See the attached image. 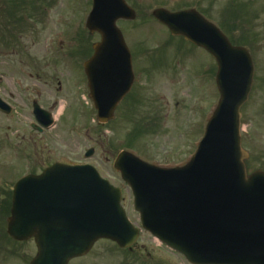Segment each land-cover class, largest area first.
<instances>
[{
    "label": "water",
    "instance_id": "1",
    "mask_svg": "<svg viewBox=\"0 0 264 264\" xmlns=\"http://www.w3.org/2000/svg\"><path fill=\"white\" fill-rule=\"evenodd\" d=\"M155 16L173 34L183 35L216 58L220 102L196 156L186 167L159 170L121 154L115 168L133 189L143 226L190 261L264 264V173L247 176L243 163L247 155L241 149L240 137V108L248 99L252 83L251 60L245 50L232 47L217 27L195 11L171 14L158 10ZM134 17L122 0H94L91 26L103 35V44L96 46L99 52L93 58L94 67L110 64V60V65L118 68L124 63L123 55L122 62L115 61L116 52L122 50L115 22ZM90 71V78L96 81V71ZM112 80L123 84L111 91L102 88L94 95L102 122L112 118L130 88V75L113 76ZM91 87L97 91L96 84ZM60 170V166L51 168L38 182L35 178L26 180L14 198L9 233L15 237L34 234L33 224L20 219L30 217V206L26 204L30 205L34 198L49 206L61 200L67 213L79 215L69 225L44 224L49 229L38 238L39 262L44 264L48 251L50 264H66L70 258L86 253L102 237L123 247L136 240L137 231L128 224L120 205V190L110 187L88 168ZM36 186L41 188L35 190ZM145 196L154 203L143 204ZM151 206L157 207L156 217L150 214Z\"/></svg>",
    "mask_w": 264,
    "mask_h": 264
},
{
    "label": "rangeland",
    "instance_id": "2",
    "mask_svg": "<svg viewBox=\"0 0 264 264\" xmlns=\"http://www.w3.org/2000/svg\"><path fill=\"white\" fill-rule=\"evenodd\" d=\"M127 1L137 11L138 17L133 22H118V27L122 31H127L128 39L131 40V44L137 53H144L145 48L151 52H148L149 56L155 53L153 57L145 58L141 62L142 65L149 69L159 68L161 71L155 72L152 81L135 73L136 76L138 75L136 84L143 95L139 98L142 101L135 104V110L127 113L128 104L137 95H134L129 101L127 100L119 109L120 115L117 114V120L113 125H99L93 103L87 96L85 97L88 87H86V81L83 80V77L80 78V75H84L82 66L85 60L81 59L83 57L77 58L81 71L74 68V64L70 65L74 73L82 80L80 85L83 88H80L79 94H74L72 92L76 90L68 91L67 88L61 93L58 88L59 82H62L63 86H67V80H70L69 77H72L73 73L68 77L67 69L56 64L58 60L59 62L66 61L65 56L59 59L58 51L60 52L61 48L60 50L55 48L57 47V36L60 35L65 40L63 52L66 54L69 50L70 52L75 50V53L77 49H81L87 55L90 51L92 52V45L100 42L98 34L91 35L88 31H86L87 40H81L80 32L83 24L80 22L83 13L91 11L92 0H53L45 8L31 11L32 18H34L31 41L38 46L36 54L39 59L48 51L47 48L43 47L53 44V46L50 45L54 52V55L50 58L54 63L55 76L53 87L55 95L53 99L60 100L59 108L70 107L63 116L60 114L58 107H50L49 110L53 111L56 120H59L62 116L58 122L59 128L48 134L50 147L54 145L55 148L58 142L66 141L64 154L57 156L58 158L67 155L71 160H85V162L94 165L103 178L109 180L114 186L121 188L124 199L123 205L131 221L142 231L139 216L132 207L133 196L131 190L114 170L113 158L119 151L127 149L136 152L139 156H146L155 164L163 166H179L186 163L195 153L197 145L203 137L204 125L208 117L203 118L204 115L209 112L212 105L216 106L219 99V93L215 85L217 66L214 59H211L202 49L173 38L167 28L157 23L153 18V10L164 7L171 12H177L185 8H194L199 13L208 16L218 26L221 25L237 43L243 41L241 36L243 28L241 29L242 24L239 22L242 17L243 30L255 33V31H259L261 26H264V0ZM231 2L234 11L228 9ZM240 3L241 8L238 6ZM31 5L32 3L28 4L27 8L21 11L33 10ZM46 8H48L47 11ZM40 12L42 14L47 12L46 20L43 23L41 22L43 18L38 19ZM256 13H259V17L254 21ZM250 24H252V28L247 29ZM26 25H28L26 28L23 25L22 32H31L29 22ZM245 44L248 45L247 40ZM84 47H87V49ZM251 48L256 58L260 59L261 68L259 69L258 65V73L256 72V78H260V81L257 82L258 87L256 84L250 96L251 98L242 112L243 145L250 153V158L247 161L249 173L257 169L264 170V81L262 80L264 79V64L262 62L264 42L259 43L256 47L251 45ZM137 53L134 57L135 67L140 59ZM60 64L64 65L63 63ZM259 87L261 88L259 89ZM69 92H71V96L68 95ZM51 100L52 97H49L48 103ZM80 104L84 106V113L80 109ZM72 111H80L83 114L78 117L76 114L77 118H74ZM152 111L161 116V125L155 128L147 123L144 132L136 131L138 127L133 128L129 118L134 117V126H138L143 124L144 121H152L149 116V112ZM75 123L80 126L77 127ZM70 124H72L71 127H69ZM84 127L85 129H83ZM132 131L134 132L129 135L128 139L130 141L131 136L135 133L137 141L134 144L127 139V135ZM80 141H83L81 145L79 144ZM92 147H95V155L91 159L84 158V152L86 153ZM22 154L31 155L26 151H23ZM107 157L109 161L106 160ZM9 189L7 188L5 191ZM107 245V243L101 242L97 250H103L104 253V251H107L106 249H109ZM1 247L0 245L1 263H11L13 259L9 256L10 251L1 249ZM118 252L115 251V254H118ZM110 253L114 254V251ZM102 254H98L100 257L99 264H103ZM88 259L91 260V264H95L93 254ZM119 260L123 264H187L171 254L169 250L161 246L159 241L145 231L141 232L139 243L134 250L120 252Z\"/></svg>",
    "mask_w": 264,
    "mask_h": 264
},
{
    "label": "flooded vegetation",
    "instance_id": "3",
    "mask_svg": "<svg viewBox=\"0 0 264 264\" xmlns=\"http://www.w3.org/2000/svg\"><path fill=\"white\" fill-rule=\"evenodd\" d=\"M24 13L22 15V11L13 9L12 0H0V195L11 191L9 178L21 177L27 171L26 174L40 173L56 161L69 164L62 159L53 160L47 146L39 148L38 135H43V132L35 129L34 132L29 131V137H26L34 122L31 116L33 109L37 105L45 108L48 95H53L55 76L53 63L39 62L36 56L37 45L31 42L30 36L33 33V15L28 10ZM28 22L31 32L26 31L23 35V25L26 28ZM58 85L62 91L64 86L69 87V80L67 86H63L62 82ZM23 141L29 147L26 152L31 155L23 154L22 157ZM7 188L10 189L5 191ZM3 199H0V209L4 208ZM7 243L15 247L9 250V254L17 255L28 244L36 253L34 239L22 244L24 242L9 240L8 235L0 233L1 249H6L4 245ZM83 259L86 258L70 264H83L80 262Z\"/></svg>",
    "mask_w": 264,
    "mask_h": 264
},
{
    "label": "bare ground",
    "instance_id": "4",
    "mask_svg": "<svg viewBox=\"0 0 264 264\" xmlns=\"http://www.w3.org/2000/svg\"><path fill=\"white\" fill-rule=\"evenodd\" d=\"M62 109H63V108H61V109L59 110L60 114H61V112H62Z\"/></svg>",
    "mask_w": 264,
    "mask_h": 264
}]
</instances>
